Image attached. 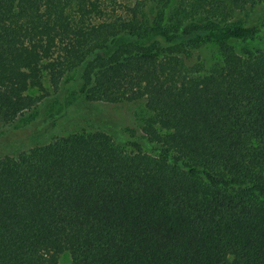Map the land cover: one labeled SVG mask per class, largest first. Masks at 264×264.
Listing matches in <instances>:
<instances>
[{"label":"trees","instance_id":"obj_1","mask_svg":"<svg viewBox=\"0 0 264 264\" xmlns=\"http://www.w3.org/2000/svg\"><path fill=\"white\" fill-rule=\"evenodd\" d=\"M175 1L0 0V124L77 73L90 102H145L174 155L99 131L0 155V264H264V48L235 45L264 22H231L264 0Z\"/></svg>","mask_w":264,"mask_h":264},{"label":"rangeland","instance_id":"obj_2","mask_svg":"<svg viewBox=\"0 0 264 264\" xmlns=\"http://www.w3.org/2000/svg\"><path fill=\"white\" fill-rule=\"evenodd\" d=\"M124 2L125 0H118ZM161 1V0H160ZM169 3V0H166ZM179 5L176 0L170 10L172 15ZM233 23H263L264 6L249 12H241L231 19ZM264 37V34H263ZM236 51L247 56L248 48H264V42H239ZM219 55L216 46L204 45L194 51L189 58L190 64L202 62L210 69ZM85 66L81 68V72ZM54 87L49 78L44 80V89L32 90L31 95L42 97L36 109L22 115L12 124H0V155H17L22 151L50 144L55 140L74 134L103 132L109 135L114 144L128 153H142L154 157H163L173 153L161 144L150 141L143 127L152 115L145 102L132 104H108L90 102L83 91V83L71 80ZM76 83V85H75ZM59 264H72L69 252L60 256Z\"/></svg>","mask_w":264,"mask_h":264}]
</instances>
